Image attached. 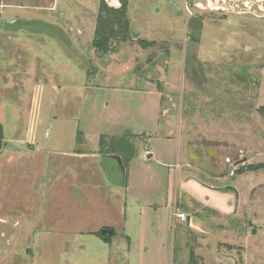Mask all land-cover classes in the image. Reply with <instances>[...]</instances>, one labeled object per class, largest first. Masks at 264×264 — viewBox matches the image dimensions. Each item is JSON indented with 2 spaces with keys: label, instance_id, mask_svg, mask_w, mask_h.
Returning <instances> with one entry per match:
<instances>
[{
  "label": "rangeland",
  "instance_id": "1",
  "mask_svg": "<svg viewBox=\"0 0 264 264\" xmlns=\"http://www.w3.org/2000/svg\"><path fill=\"white\" fill-rule=\"evenodd\" d=\"M8 1L0 264H264V169L236 170L264 162V0H128L134 40L102 57L101 0ZM126 133L137 148L124 181L100 140Z\"/></svg>",
  "mask_w": 264,
  "mask_h": 264
},
{
  "label": "trees",
  "instance_id": "2",
  "mask_svg": "<svg viewBox=\"0 0 264 264\" xmlns=\"http://www.w3.org/2000/svg\"><path fill=\"white\" fill-rule=\"evenodd\" d=\"M54 27V26H53ZM50 25L45 26V31L54 28ZM189 28L194 32L189 37L190 40L199 42L200 34L203 28L202 19H191L189 22ZM131 19L128 14V0H123L119 6L110 5L107 0H101L99 5V10L96 16V25L94 30L93 39L91 41L92 47L96 50L98 57L114 50V45L119 43L129 42L134 40L131 33ZM54 33V32H53ZM60 36V40L63 41L65 48L69 51L72 49L69 47L70 43H66L65 36L58 30L56 35ZM58 38V37H57ZM137 42L144 48H149L156 44L155 40H147L144 38H138ZM5 137L3 124L0 122V151L5 144L3 139ZM101 153L110 156L116 155L122 158L124 171L127 173V166L132 157L135 155L136 145L134 141V135L126 133L122 136H114L110 140L106 137H102L100 140ZM264 169V162L261 163H249L248 166H241L236 169L237 173H242L245 170H260ZM127 174L123 176V180L126 181ZM102 239L109 241L111 240V235H102L101 232L98 233ZM112 235H115V230Z\"/></svg>",
  "mask_w": 264,
  "mask_h": 264
},
{
  "label": "crops",
  "instance_id": "3",
  "mask_svg": "<svg viewBox=\"0 0 264 264\" xmlns=\"http://www.w3.org/2000/svg\"><path fill=\"white\" fill-rule=\"evenodd\" d=\"M24 2H26V4H28L27 6H32L33 5V9H36V10H40V11H43V12H45V11H51V10H53L54 9V7H55V3H53L51 6H48V7H46V6H43V5H38V3L37 2H39V0H23ZM36 2V3H35ZM13 5H16V4H13V2H11V1H8V0H0V7H3V8H6V7H11V6H13ZM34 6H35V8H34ZM117 6H119V5H117ZM3 13H6V12H3ZM1 14V13H0ZM30 15H28V16H24L22 19H29V18H34L33 16L31 17H29ZM14 17V16H13ZM10 18L11 17H9L8 16V18L7 17H5V22L7 23V21L8 20H10ZM18 18H21L20 16L19 17H17L16 19H18ZM8 19V20H7ZM13 19V18H12ZM9 22V21H8ZM23 33V32H22ZM156 124V123H155ZM155 127H157V124L155 125ZM136 144V143H135ZM149 152V151H148ZM100 153H101V151H100ZM150 154H149V157L150 156H152L153 154H151V152H149ZM69 155L70 156H72V157H74V158H86L88 155H89V152H83V151H80L79 153H77V152H73V151H71V152H69ZM100 155H105V154H103V153H101ZM107 155H109V154H107ZM107 155H105V156H107ZM113 156H116V155H110V156H107V158L109 157V159H110V163H113V164H115V161L118 163V161L113 157ZM190 164V163H189ZM114 166V165H113ZM176 166H177V168L178 169H180L181 167H182V165L180 166V163H178V162H176ZM180 167V168H179ZM125 174H127L125 171H124V173H123V176H125ZM185 176H183V175H179V181L180 182H182V179L184 178ZM192 181V180H194L193 181V185H197V187L199 188V190H202V191H209V196H205L204 198L203 197H200L199 199L202 201V202H207V203H209L210 202V204H212V205H215L217 208H219L220 210H225V208H227V207H225V206H222V204H223V202H222V199L224 200V195H222V194H220L219 193V190L217 191V190H215V188H214V190L216 191V193H213V192H215L214 190H208L206 187H205V185L204 186H202V185H199L198 183H196L195 182V179L192 177V176H187V177H185V181ZM109 181V180H108ZM183 184V183H182ZM184 186V184L182 185V187ZM184 188V187H183ZM217 188V187H216ZM218 189V188H217ZM217 195H219V196H217ZM201 198H203V199H201ZM206 199H209V201H205ZM226 203V202H225ZM167 205V207L166 208H169V204H166ZM220 205V206H219ZM227 205V204H226ZM224 207V208H223ZM171 208H172V213L175 215V203H174V200L172 201V203H171ZM107 228H111V229H113V230H115L114 228H112V227H107ZM109 243H111V242H109Z\"/></svg>",
  "mask_w": 264,
  "mask_h": 264
},
{
  "label": "water",
  "instance_id": "4",
  "mask_svg": "<svg viewBox=\"0 0 264 264\" xmlns=\"http://www.w3.org/2000/svg\"><path fill=\"white\" fill-rule=\"evenodd\" d=\"M113 157L118 161V163H119V165H120V167H121V171H124V165H123V160H122V158L119 157V156H113ZM247 159H248V158H242V159H240L239 161H237V162L235 163V165H233V167L231 168V170H232L235 166H237L238 164L247 161ZM123 173H124V172H122L121 176H123ZM122 178H123V177H122ZM186 218H187L186 220L188 221V224H190V219H191L190 216H187ZM113 233H114V230L111 229V228H104V229L101 230V234H102V235H106V234L112 235Z\"/></svg>",
  "mask_w": 264,
  "mask_h": 264
},
{
  "label": "flooded vegetation",
  "instance_id": "5",
  "mask_svg": "<svg viewBox=\"0 0 264 264\" xmlns=\"http://www.w3.org/2000/svg\"><path fill=\"white\" fill-rule=\"evenodd\" d=\"M114 166H113V170H114V172H119V173H121L122 174V172H124V171H121V167H120V165H119V163H117L116 161H115V164H113ZM121 176V175H120Z\"/></svg>",
  "mask_w": 264,
  "mask_h": 264
},
{
  "label": "built area",
  "instance_id": "6",
  "mask_svg": "<svg viewBox=\"0 0 264 264\" xmlns=\"http://www.w3.org/2000/svg\"><path fill=\"white\" fill-rule=\"evenodd\" d=\"M182 217H183V218H185V216H184V215H182Z\"/></svg>",
  "mask_w": 264,
  "mask_h": 264
}]
</instances>
